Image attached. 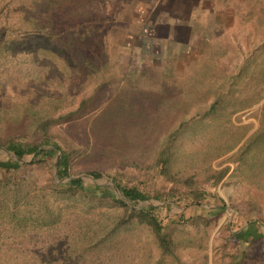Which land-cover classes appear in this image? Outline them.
I'll list each match as a JSON object with an SVG mask.
<instances>
[{"label": "rangeland", "instance_id": "1", "mask_svg": "<svg viewBox=\"0 0 264 264\" xmlns=\"http://www.w3.org/2000/svg\"><path fill=\"white\" fill-rule=\"evenodd\" d=\"M163 2L0 0V139L34 144L53 118L71 152L63 179L60 152L0 168V264H264V0L189 46L163 39ZM80 176L168 199L174 252L120 203L56 189Z\"/></svg>", "mask_w": 264, "mask_h": 264}, {"label": "trees", "instance_id": "2", "mask_svg": "<svg viewBox=\"0 0 264 264\" xmlns=\"http://www.w3.org/2000/svg\"><path fill=\"white\" fill-rule=\"evenodd\" d=\"M53 123V118L45 119L38 127L37 131L40 132L41 139H37L34 144H28L21 136H11L6 139H0V146H4L6 149L11 151L14 156L10 160L0 161V168L7 170L8 172L18 170L22 166V160L26 155L34 154L32 161H41L43 154L50 155L57 152L58 154V171L57 177L63 179L69 177V167L71 160V152L63 149L59 145H55L53 135L49 131V127ZM40 130V131H39ZM164 172H167V160L168 158H160ZM95 179L102 177V173L99 171H91L87 173ZM116 182V187L122 192V194L128 200L139 202L141 200H147L146 195L141 190L135 187H126ZM56 189L60 193H85L91 197H103L110 198L117 203H120L125 207L126 215L122 221L132 222L137 220L139 223L147 225L154 233L160 248L163 253L171 254L174 252L175 242L171 236V233L167 231L166 225L168 216L170 215V202L164 198L162 201L165 203L161 205L143 206L136 208L130 205L126 200L117 198L116 193L113 190H109L107 187L100 184H89L86 185L84 179L80 177H70L67 180L62 181L59 184H55ZM104 191H100L103 190ZM173 202V201H172ZM236 237L242 241H251L259 237V234L253 235V232L248 230L241 233H237Z\"/></svg>", "mask_w": 264, "mask_h": 264}, {"label": "crops", "instance_id": "3", "mask_svg": "<svg viewBox=\"0 0 264 264\" xmlns=\"http://www.w3.org/2000/svg\"><path fill=\"white\" fill-rule=\"evenodd\" d=\"M158 1H164L163 3H160L161 7L158 11L162 16V19L158 20L156 23L159 28L161 27L165 29L166 33L164 34L163 39L171 40L177 38L180 43L184 44L179 40V37L182 39L185 38V44H188L189 46V39L196 38L197 36L200 37L203 29H205H201L200 26H197L198 21L200 25L201 23H213L212 27L223 25L225 22L224 17L226 15L231 16L236 13V7L233 1L240 0ZM208 28L212 29L210 26H208ZM195 31H197V33H195Z\"/></svg>", "mask_w": 264, "mask_h": 264}, {"label": "water", "instance_id": "4", "mask_svg": "<svg viewBox=\"0 0 264 264\" xmlns=\"http://www.w3.org/2000/svg\"><path fill=\"white\" fill-rule=\"evenodd\" d=\"M117 191H120L117 187H116Z\"/></svg>", "mask_w": 264, "mask_h": 264}]
</instances>
